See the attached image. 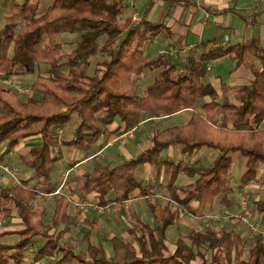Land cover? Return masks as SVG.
Segmentation results:
<instances>
[{
	"label": "trees",
	"instance_id": "16d2710c",
	"mask_svg": "<svg viewBox=\"0 0 264 264\" xmlns=\"http://www.w3.org/2000/svg\"><path fill=\"white\" fill-rule=\"evenodd\" d=\"M126 12L125 0H49L46 6L41 0H12L7 9L0 8V78L36 74L30 84L34 94L26 99L0 84V147L6 152L23 139L42 137L41 144L22 156L31 175L0 184V216L14 213L21 223L16 230L0 231V238L17 235L14 242L0 239V264H44L48 259H55L54 264H264V234L253 235L247 250L250 236L238 230L237 222L181 233L174 250L167 234L193 200L201 208L217 199L228 207L234 203L230 194L237 190L230 175L236 153L246 159L241 188L257 179L258 167L264 164V46L253 38L212 47L199 57H188L180 69L167 53L149 57L143 50L164 26L146 19L133 24ZM77 31L76 47L64 53L59 35ZM224 56L235 60L236 68H251L253 78L219 87L207 80V63ZM95 57L99 60L91 68ZM254 59H259V67ZM43 65L47 69L39 72ZM146 69L156 74L141 93L136 82ZM191 108L186 123L155 132L151 145L129 159L86 172L77 188L83 201L96 194L99 206L124 202L136 191L139 196L150 191L136 176L140 165L164 166L170 202L148 200L157 226L137 222L143 233L135 242L112 237V255L92 242L91 230L85 233V247L77 249L65 238L72 222L71 201L57 170L58 142L89 152L100 147L116 121L115 132L122 135L147 117H169ZM71 124V135L60 136L57 129ZM174 145L183 155L203 146L218 155L203 167L161 159ZM183 173L196 176L193 190L178 185ZM111 193L115 196L109 197ZM47 196L53 201L51 209ZM251 205L264 221V194ZM30 250L35 252L29 260Z\"/></svg>",
	"mask_w": 264,
	"mask_h": 264
},
{
	"label": "crops",
	"instance_id": "0c3cea01",
	"mask_svg": "<svg viewBox=\"0 0 264 264\" xmlns=\"http://www.w3.org/2000/svg\"><path fill=\"white\" fill-rule=\"evenodd\" d=\"M11 1L12 0H10V2ZM125 1L127 6L126 16L132 18L133 24H138L143 19H146L152 23L162 24L164 26V29L159 35L143 46L146 55L154 57L160 53H167L170 61L175 63L180 69L183 68L188 57H199L200 54L208 51L212 47L228 46L238 42L249 41L253 38L259 39L261 45L264 46V0ZM225 57L227 56L220 57V59ZM212 62L216 64L213 66ZM215 65H217L215 60L207 63V80L219 87L224 81H221L215 74L208 77V73L213 70ZM253 65L259 67V59H254ZM235 69H246V71H248L243 78L248 80L246 83L253 78L251 68L235 67ZM141 93H144V90ZM193 110L192 108L187 109L169 117H147L136 129L122 135L115 132V129L119 126V122L116 121L110 125L109 128L111 132L100 142V147L89 152L65 146L61 141L56 145L55 153L61 156L57 165L62 166V170L70 172V180H72V178L81 179V181L79 180L75 185L69 183L66 187L65 192L71 201L69 207L70 215H73L74 218L76 216L75 223L77 222V225L82 223H78V221L86 220L89 226H93L86 230V232L91 230L92 242L102 246L108 255L113 254L109 240L114 236L135 242V236H139L140 232L143 230L142 226L137 222L143 226L147 225L150 228H155L157 226L158 221L153 217L150 206L149 209L151 214L144 208L141 200L148 201L149 199H153V201L158 204H167L170 202V197L165 190L168 173L164 166L156 168L149 163L140 165L138 169L142 167V170L140 173L136 171V176L141 181L143 188H148L150 190L148 195L139 196V191H136L133 198L123 202L124 204L121 206V209L117 211L110 210L104 213L98 212L93 207L87 209L80 207L83 200H81L77 188L83 180V174L92 171L98 166H105L107 164L115 165L122 160L135 156L145 149L148 146L147 144H151L152 136L157 132L153 131L154 127L152 123L157 122V120L162 122L164 120L173 119V117H179V120L176 118L177 123H173L171 126L184 124L190 119ZM60 131H62V133L64 132L65 135L63 137H69L71 135L72 125L58 128L57 132ZM41 142V135H37L23 139L10 151L5 152V146L0 147V184H14L15 181L17 182L31 175V170L23 163L22 156L26 155L32 146L39 145ZM165 151H168L167 157L160 156L161 159H175L176 162L182 161L188 166L195 167L210 165L218 155L216 150L203 146L201 149L197 150V152H194L192 157L190 156L191 159L186 162L181 158L185 159L188 155L180 154L181 151L179 146L174 145ZM240 162L242 164L241 168L237 167L236 169H232V175H230L231 185L235 191L237 190V192L233 191L230 194V197L234 198V203L230 205V207L224 204L220 199H217L213 204L205 205L201 208L199 202L193 200L191 202V209H185V214L182 218L172 226L184 230L193 229L196 228L192 227L194 225V218L200 219L205 215H211L222 210H229L233 213L237 212L240 207L239 199L242 190L249 188V185H251L249 189H253L255 187L254 185L260 187L259 183L264 182V164H260L258 167L257 179L252 182V184L246 185L247 187L244 186L241 188L240 177L245 171V157L243 159L239 158V165ZM61 163H66L67 165L64 164V167ZM4 165H9L13 168L12 170L14 173L11 175L10 173L2 172ZM195 180L196 176L190 177L186 173H183L179 176L177 183L182 189L191 191L195 188ZM239 190L241 192H238ZM114 196V193L109 195V197ZM237 196L239 197L236 198ZM87 201L97 203L98 196L96 194H91ZM172 204L177 205L176 202L173 201ZM186 215L191 216L192 219ZM256 215L258 216L259 214ZM74 218H72L73 221ZM259 218H261L260 215ZM229 221L237 222V228L243 234H248L251 237L255 235L247 229V226L240 220L232 217ZM211 223L212 226H219L218 222L212 221ZM136 225L139 226L138 231L133 232ZM75 227L74 225H70V229L66 232L65 238L74 243L77 249L81 250L86 245L84 238L85 234L82 237L84 238L82 241H75Z\"/></svg>",
	"mask_w": 264,
	"mask_h": 264
},
{
	"label": "rangeland",
	"instance_id": "374dc122",
	"mask_svg": "<svg viewBox=\"0 0 264 264\" xmlns=\"http://www.w3.org/2000/svg\"><path fill=\"white\" fill-rule=\"evenodd\" d=\"M0 1H1L0 2V8L7 9L9 7L10 0H3V1L0 0ZM41 2H42V6H46L49 3V0H41ZM58 40H61L63 42V52L64 53H70L76 47V45H77V43L79 41L78 31L75 32V33H73V32L62 33L61 35H59ZM98 60H99V57H95L93 59L92 67L91 68H93L96 65V62ZM215 62H217V65H215V67L213 68V70H211L208 73V77H210V76H212V75L215 74V76H218V78L221 81L227 82V83L232 84V85L240 84V83H246L248 81V80L243 79L246 76V74H247L248 71H246V69H238V70L235 69L236 63H235V60H233L232 58H230L228 56L225 57V58H222V59L218 58V59H215ZM214 64H216V63L212 62V65L213 66H214ZM46 69H47V66H44L43 65V66L40 67L39 72H44ZM63 69L64 70H68V66L67 65H64ZM155 74H156V71H152L150 69H146L144 71V73L142 74L141 78L139 80H137V82H136L139 91L143 92V90H145L146 86L153 81ZM35 78H36V74L26 75V76H15V77H10V78H3V77H1L0 78V84L4 85L7 88H13V89H15L18 93L21 94V96L24 99H26L27 97L32 96L34 94L30 90V84H31V82ZM207 99H209L208 96L206 97V100ZM176 118H177V120H179L178 119L179 117H173V119L164 120L162 122L159 121V120H157V122L152 123L153 124V127L155 129V130L153 129V131H160L161 129H163L165 127L171 126L173 123H177L176 122L177 121ZM59 134L62 137L65 135L64 132L62 133V131H60ZM147 145L150 146L151 144H147ZM167 152L168 151H163L161 153V157H167L166 156L167 155ZM66 153H68V152H66ZM193 154L188 155V157L185 158V159L184 158H181V159L183 161L188 162L189 159H191V157H192ZM239 158L240 159H243L244 156L241 155L240 153H236L234 155V157H233L232 169H236L237 167H240L241 168V165H242L241 162H240V165L238 164L239 163ZM174 161H175V159H174ZM72 162H74V161H72ZM61 164L64 167H65V165H67L66 163H64L65 165L63 163H61ZM8 166L4 165L3 166V169H2V172L4 171V172H6L8 174L10 173L12 175L14 173V171L12 170L13 168H11L10 166L8 167ZM61 167L62 166L57 165V170H58V173L60 172L59 173V176H60V178H62V183H63L62 191L65 192L66 191V187H67V185L69 183H72V185H75L77 182H79V180L81 181V179H79V178L78 179L77 178H72V180H70L71 179L70 172L67 171V170L66 171L65 170H62ZM232 169H231V171H232ZM141 170H142V167H140V169L137 170V173H140ZM15 183H16V181H15ZM259 184H260V187L259 186L256 187L257 185H254L255 187L253 186L254 187L253 189L252 188L249 189L251 187V185L248 184L249 185V188H245L244 191L249 196V200H250L249 201L250 202L249 204H251V203L253 204V202L257 198H259L260 196H262L264 194V187H262V186H264V182H260ZM238 192H241V191L239 190ZM238 197L239 196H237L236 198H238ZM115 202H118V201H115ZM141 202L144 205V208H146V210L150 213V209H149V205L150 204H149V201L141 200ZM52 204H53V201H52L51 197L50 196H47L46 205L48 206V209H51ZM88 204H89V201H87V200L86 201H83L80 204V207L86 208V209L87 208H91V206L88 205ZM123 204L124 203L122 202L121 204H119L117 206H114L110 210L111 211H117V210L121 209V206H123ZM96 210L98 212H101V213L110 211V210H101L100 211L98 209H96ZM241 211H242V208H241V203H240V207L237 210V212L239 213ZM68 212L70 213L69 208H68ZM237 212H235V213H237ZM247 212L250 214L251 219L253 221L259 222V223H261V225L262 224L264 225V221L261 218H259V215L258 216L256 215L257 212L253 209V206L252 205L248 208ZM50 213L51 212L49 211V215H50ZM75 214H76V212H75ZM224 214H225V210H222L220 212L211 214L213 216H218V218H219L218 220H215L212 217L209 218V219H207V220H205L206 215L203 218H200V219H195L194 218V221H193L194 222V225L192 227H199V228L207 227V226H210L212 224L211 223L212 221L218 222L219 225L221 223L227 224V223L231 222V221H229L230 218L227 220L225 218ZM186 216H188V217L191 218V216H189V215H186ZM71 217L74 218L73 215H71ZM75 218H76V216H75ZM75 218H74V221L72 219V222H71V225L76 226L75 227L76 228L75 241H77V240H79V241L81 240L82 241L84 239L82 237L86 233V230H88L89 228H92L93 226H89L86 220L78 221V223L79 222L80 223L82 222V223L80 225H77V222L75 223ZM49 220H50L49 217L46 218V221H49ZM233 222H235V221H233ZM20 226H21L20 219L14 213L12 215H10V216H7L6 214L0 216V231H3V230H16V229L20 228ZM135 227L136 228H134V231L136 232V231H138V227L139 226L136 225ZM262 228H264V226ZM191 229H185L184 230V229H178V228H176L174 226H171L168 229V232H167V234H168V245H169L170 250H174L175 249V240L177 239L178 235L181 234L182 232L188 233ZM247 229H249V228L247 227ZM142 233L143 232H140V236H141ZM247 236H249V235L247 234ZM16 238H17V235L16 234H10V235H6L4 237H1L0 239L3 240V241L14 242ZM253 242H254V238L250 236V238L248 240V244H247V250L253 244ZM34 252H35L34 250H30L28 252L29 253L28 259L29 260H30L32 254ZM54 260L55 259H48V260H46L43 263L44 264H54Z\"/></svg>",
	"mask_w": 264,
	"mask_h": 264
},
{
	"label": "built area",
	"instance_id": "2783aa9c",
	"mask_svg": "<svg viewBox=\"0 0 264 264\" xmlns=\"http://www.w3.org/2000/svg\"><path fill=\"white\" fill-rule=\"evenodd\" d=\"M247 187V186H246ZM245 189L242 190V192L240 193V203H241V208L242 211L241 212H237V213H233L229 210H225V218L228 220L229 218H236L239 219L245 226H247L252 232L253 234H260L263 233L264 234V228H262L264 225L259 222H255L251 219L250 214L247 212L248 208H249V196L248 194L244 191ZM122 202H111L106 206H99L97 203H93L91 201H89V204L91 207L96 208L98 210H110L112 209L114 206H117L119 204H121ZM214 218L215 220H218V216H213V215H206L205 220L209 219V218ZM262 226V227H261Z\"/></svg>",
	"mask_w": 264,
	"mask_h": 264
}]
</instances>
